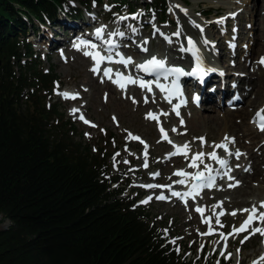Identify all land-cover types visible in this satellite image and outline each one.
Masks as SVG:
<instances>
[{"label":"rangeland","instance_id":"374dc122","mask_svg":"<svg viewBox=\"0 0 264 264\" xmlns=\"http://www.w3.org/2000/svg\"><path fill=\"white\" fill-rule=\"evenodd\" d=\"M129 1L134 5L136 2L138 8L132 15H129L130 11H128V8H116L118 4H114L113 0H103L102 6L98 7L92 4L90 9H84L83 13L76 19H69L60 12L57 14L55 26L50 23L43 25L34 23L37 31L33 32L31 30L32 27L29 24L27 25L33 32L27 34V41L32 44L35 56L39 57L40 67L44 70L53 67L60 79L61 86L53 102L59 106V112L63 113L64 119H69L74 123L76 129L74 134L75 141L90 145L92 149L99 146L104 154L111 152L115 148L118 149L115 157L109 163L113 166V173H122L123 179L121 181L129 183L124 195L139 196L136 205L145 209L149 219L156 223L162 232L163 238L169 244L178 245L179 254L185 257L190 264H254L262 257L257 250L264 246V235L253 233L256 228L264 229V219L254 224L253 227H250L243 234H232V232L238 230L241 224L240 222L237 224L232 222V218L234 219L236 214L232 215L231 213L243 212L241 210L248 209L251 205L248 207L220 208L219 213L225 214L227 219L231 221L220 220L215 216V212L218 210H216L215 206L221 202H228L231 197L238 201L243 199L242 197L240 198L239 194H221V191L229 188V183L220 182L216 191L203 193V198L197 204V206L201 207H199L200 209L206 211L203 215L196 211L197 206L195 204L181 206L176 201L164 202L158 199L161 196L167 198L170 189L179 188V179L187 178V174L190 172L189 169L193 168L189 167L192 163L191 157L193 155L198 152L206 154L202 162L199 160L196 162L197 167L193 169H196L197 172H207L205 165H208L211 169L214 166L212 159H209L207 154L222 149L214 147L216 144H220L217 143L218 138L209 139L208 136H205L204 126L201 124L199 129L192 133L189 117L192 114L200 116H208L209 114L221 115L225 111L235 112L241 106L228 103L219 106L205 104L200 108H196L197 105H194V110L189 109L195 102L192 87L186 86L187 91L183 93V106L173 108L166 104L157 92L153 91L149 94L145 88L136 87L133 82L128 84L124 82L121 87L118 86L116 79L105 80L108 85L111 84L110 87L116 93L115 96L111 94L109 100L108 93L103 90L99 101L93 100L89 96L90 91L84 79L88 77L87 73H90L89 75L97 79L100 84L102 83L101 86L104 88L103 69H99V72H93L91 70V58L69 46L68 42L64 44L66 46L64 51L63 48H60V45L51 49L46 43L48 41L42 39L41 35H39L42 32H49L57 40L63 39L68 35L69 31H65L61 25L62 21L90 19L87 27H82L83 30L87 29L90 31L88 33H91L101 29L102 32L99 39L102 42L111 39L116 42L117 47L113 52L124 56L126 61L131 60V63L119 68V74L133 80L134 77L131 75L133 72L132 66H136L139 59L135 55V50L143 57L148 53L158 56L166 52L169 53V60L174 63L180 59V56L184 58L185 55H180V52L185 46L186 39L194 36V33L191 32L184 31L183 33L182 24L186 23L187 26H191L193 31L201 32V27H196L195 22L197 19L211 24L219 21L215 17L228 16L225 14L228 11L227 9L222 7L223 10L219 9L220 11H217L215 7H212L216 0H166L165 22H161L160 16L156 13L154 15L144 12L143 6L146 0ZM241 1L243 5L233 13L234 15L237 12L239 13L242 8H246L249 11L253 8L251 0ZM261 1H259L260 4L258 2L256 4L260 5H258V9L264 13V4H261ZM68 3L71 5L73 1L68 0ZM247 3L248 6L246 5ZM189 11L195 12L197 15H192ZM205 11L209 13L205 15L206 18H204L203 14ZM244 16H247V14ZM120 20H125L122 28L118 26V21ZM242 23L245 34L244 39L235 38L233 34L229 35V39H224L222 38L224 28L220 27V31H216L211 40L213 43L218 42L219 39L224 40L225 44H227L226 46L231 47L225 50L227 56H229L232 49H236L238 55L232 59L234 62L244 63L248 57L250 58L247 60V67L243 70H234L231 77L234 75L248 81H252L251 77L254 78L255 76L264 79V68L258 65L262 55L259 56L256 51L249 55L253 44V34L260 33L262 35L260 31L262 24L258 26L257 31V28L256 30L251 29L253 24L251 20L249 21L248 19L242 21ZM237 24H239V21L236 18L233 19L230 26L232 28L231 31L236 30ZM129 32L133 33V37L130 40L125 37L122 39L118 38L119 33L124 35V33L128 34ZM230 40H234L231 45L229 43ZM145 41H147V44L144 43ZM76 52L77 55H75ZM63 93H68V97L65 98L62 95ZM237 94L238 97L242 96L241 92H237ZM114 97L124 105L125 101H128L127 110L122 109L126 113H123V111L122 113L119 112L115 106ZM262 103H264V98L258 102V105ZM142 107L145 108L142 109ZM230 108L236 109L231 110ZM149 113L152 114L153 118H146ZM163 120L167 122V126L162 124ZM181 121L184 122L183 125H181ZM249 122L251 123V119ZM160 129H163V135ZM198 137H204L205 143L203 146L198 139H195ZM164 142H173V144H181V146L188 145L185 150L186 155L174 157L177 160H173L168 164L172 160L169 158L172 153V145L163 146L162 143ZM239 152L243 154V151ZM198 167L201 168V171H199ZM180 171L185 173V175H175V173ZM169 177L171 180H166ZM236 182L233 185H236ZM148 185H152L156 189L147 190L143 188ZM162 187L165 188V191H163ZM252 198V195H250L247 200L250 201ZM210 216L213 219L209 222ZM210 224L216 227L212 228ZM6 226V222L0 223V228H5ZM228 242L232 244L230 247H228ZM221 249L224 250V253ZM253 251L257 252L252 253ZM259 264H264V262Z\"/></svg>","mask_w":264,"mask_h":264},{"label":"trees","instance_id":"16d2710c","mask_svg":"<svg viewBox=\"0 0 264 264\" xmlns=\"http://www.w3.org/2000/svg\"><path fill=\"white\" fill-rule=\"evenodd\" d=\"M71 1L0 0V264H190L139 196L124 195L129 183L109 163L118 149L75 141L74 123L53 102L60 79L40 67L27 34L34 23L55 26L60 12L75 19L103 4ZM143 10L165 22L166 0H146Z\"/></svg>","mask_w":264,"mask_h":264},{"label":"bare ground","instance_id":"6f19581e","mask_svg":"<svg viewBox=\"0 0 264 264\" xmlns=\"http://www.w3.org/2000/svg\"><path fill=\"white\" fill-rule=\"evenodd\" d=\"M251 1L253 2V8L251 9V11L247 10L246 8H242V10L239 13L237 12L234 15L233 13L242 7L243 5L242 1L240 2V0H216L215 1L216 3L213 4L212 7H215L217 11L223 10V8L227 9L228 11L225 14H227L228 16H221L220 18L215 17L219 21L217 23H211V24L204 22V21L201 22L199 19H197L195 22L196 27L197 28L201 27V29H203V31L201 32H197V30L193 31L191 26L190 25L187 26L186 23L182 24L183 33L184 31L194 33V36L191 37V39L195 44L197 55L202 57L204 61V67L212 68L214 71L210 73H205L203 75V78H201L199 74L193 75V76L182 75L181 77V80L182 82H184L185 86L187 87L191 86L194 88L193 89V92L195 94L194 99L197 102L196 108H200L204 106L205 104H211V106H216V105L219 106V105H225L226 103L230 105L241 106L240 109L235 110V112L225 111L221 115L220 114L218 115L209 114L208 116H200L198 114H192L191 117H189V123H190V128H191L192 133L197 131L199 129V125L201 124L202 126H204L205 136H208L209 139L218 138L217 143H220V144L225 143L227 145V152L222 151V149L215 150V153L218 159L212 160L214 163L212 171L218 170L224 174V177L221 179V183H226V184L229 183L233 185L234 182H236V180L239 181L238 185L234 187L232 186V188L229 187L228 189L221 191V194H230V195L239 194L240 198L242 197L243 199L238 201L235 198L231 197L230 201L221 202L219 205L215 206L216 210L218 209L215 212V216H217V218H219L220 220L226 219V220L231 221L230 219H227L225 214L219 213L220 208L227 209L233 206L248 207L249 205H251L248 207V209H251L253 205H256L257 213L255 214L251 223L247 226L248 229L250 227H253L254 224L258 223L261 220L256 217L259 216V213L264 212V208L259 207L260 203L264 202V131L259 130V123L257 122L258 117L264 118V103H262L261 105H258V102L264 98V79H262L261 77H257V76L252 78L250 76L252 81H248L240 77H235L234 75L233 77H231L234 70L245 69L247 67V60L250 58L248 57V59L245 60L244 63L232 61V59L238 55V51L236 49H232L229 53V56H227L225 54V50L231 47L230 46L227 47L226 46L227 44H225L224 40H221V39H219L218 42L213 43L211 38L214 35V33L216 31L219 32L220 31L219 28L222 27L224 28L222 32V36H223L222 38L229 39V35L233 34L235 35V38L237 37L238 39L240 38L244 39L245 34H244V28H243L242 21H246L249 19V21L251 20V22L253 23L251 26L252 30L254 29L256 30L257 28V31H258V26L262 24V28L260 29V31L262 32V35L260 33L253 34V44L250 49L249 55H252L256 51L257 54H259V56L262 55V57H264V37H263L264 36V13L258 9L260 0H251ZM256 2H258L259 4L258 3L256 4ZM261 4H264V0L261 1ZM246 5L248 6V3ZM229 11L230 13L228 14ZM189 13L192 15H197V13L195 12L189 11ZM207 13L208 12L205 11V13L203 14L208 15L209 13L208 14ZM246 14L247 16H244ZM235 18L239 21V24H237L238 26H236L235 31H231L232 28L230 26L232 25V21ZM88 20L90 19L85 18L79 21H67V20L62 21L61 25L64 27L65 31H69L68 35H66L63 39L57 40L55 36H53V34H50L49 32L48 33L42 32L39 35H41L42 39H45L46 41L49 42V43L48 42L46 43L49 46V48L52 49L53 47L57 45H61V44L64 45L65 43H67L71 36H76L77 34H84L87 29L85 28L86 30H83L82 27L83 26L87 27ZM124 23H125V20H120L118 21V26L122 28ZM124 35L123 36L119 35L118 38L122 39L125 37L130 40V38L133 37L132 32H129L128 34L124 33ZM91 36L93 37L94 35L92 34ZM189 38H187L185 41V46L183 47L184 50L180 52V55L182 54L185 55L184 58L180 56V59L174 62L175 64H181L184 72H191L193 69V64L196 63V58L192 55L190 51L187 50L189 48V45H188ZM82 39H84V37ZM86 41H90V39L86 37ZM109 41L113 42L111 39V40H107V43ZM233 41L234 40H230L229 42L230 45L231 43H233ZM108 49H109V46L106 50L108 51ZM93 52L95 53L96 51H93ZM168 54L169 53L165 52V53H162L160 56L170 61L168 58ZM75 55H77V52ZM135 55L137 57H140L141 54H139V52L135 50ZM153 55L154 54L152 53H148L144 57L149 58V57H152ZM115 58L117 60L118 55H116ZM231 61L234 63H232ZM258 65L262 66L259 62H258ZM94 67H95V63L93 61L92 68ZM112 67H115V63L109 65L107 68H112ZM132 67H133L132 73L137 74L138 70L134 68L135 65ZM87 74H88V77L85 78L84 80L90 91L89 96L93 100L99 101L101 92L103 90H105L108 93L107 96H109V100H110L111 94L115 96L116 93H114L112 87H110L111 84L108 85V82L106 83L105 80L107 78L105 77V74L103 72H102V79H103V82L105 81V85L103 84L104 88L101 86L102 83L100 84L97 81V79L89 75L90 73H87ZM115 78L116 80L118 79L121 81L120 85H122V82L123 83L125 82L128 84V83H131L132 81V80L129 81V77L124 78L123 76L112 73L110 79H115ZM134 81L136 82L138 80L135 79ZM237 92H241L242 96L240 98H236V96L238 95ZM114 101H115V106L117 107L120 113H122L123 111L122 109L127 110L128 101H125L126 102L125 105L122 104L120 100L116 99V97H114ZM180 103H182L181 98H179V105ZM194 105L195 104L193 103V106L189 107V109L194 110L193 108ZM143 108L145 107H142V109ZM171 112L173 111L171 110ZM215 112L217 113V111ZM123 113H126V112L123 111ZM250 119H251V123L249 122ZM162 124L164 126H167V122H165L164 120ZM225 136L234 138L235 143H227L224 140ZM162 145L166 147L172 145V152L176 148L181 146V144H173V142L171 143L164 142L162 143ZM173 145H176L177 147L174 148ZM237 150L243 151L242 156H240L239 158H237L234 155V153ZM229 153H232V154L230 155ZM169 158H171L172 160L170 159L171 161H169L168 164H170L173 160H177V158H174L173 153L170 154ZM202 159H204V157ZM219 160H225L227 162V168L231 169V171H229L227 175H225V172H226L225 167L221 166V164L219 163ZM198 169L199 171H201L200 167H198ZM189 170L190 172L187 174V178L179 179V181L183 180L184 183L181 184L180 182H178L180 185L179 188L170 189L167 198L161 199V201L168 202L170 200V201H176V203L184 202L186 206H190V204L194 202L193 200L194 190L191 188L193 179H192V174L190 173H194L197 171L196 169H193V168H190ZM206 173L207 172H204V174ZM210 174L212 175V173ZM229 176L231 177L235 176L234 180H229L228 178ZM166 180H171V178L169 177ZM152 188L154 187H151L149 189L152 190ZM162 189L163 191H165L164 187H162ZM171 191H175L181 194L189 193L190 195H187V199L182 198L181 200V198L173 196ZM204 192L205 191L201 192V199L203 198L202 196ZM250 195H252L253 198L250 201H248L247 197H249ZM199 201H200V198L196 199L197 204L199 203ZM199 207L200 206H197V208ZM198 213L203 215L206 213V211L202 209V213L201 212H198ZM235 214L236 216L234 217V219L232 218V222L234 224H237L238 222L242 224L249 215L248 212H237ZM212 219L213 217L210 216L209 222L212 221ZM240 226L238 227V229L240 228ZM211 227L215 228L216 226L211 225ZM244 232H247V231H239V232L235 231V232H232V234H243ZM231 245L232 244L228 242V247H230ZM221 251H223L224 253L223 249H221ZM257 251L258 253H260V255H262V257H264V246L262 248H259ZM256 252L253 251L252 253H256ZM260 262L263 263L264 260L260 259L255 264H259Z\"/></svg>","mask_w":264,"mask_h":264},{"label":"snow or ice","instance_id":"6c2138e0","mask_svg":"<svg viewBox=\"0 0 264 264\" xmlns=\"http://www.w3.org/2000/svg\"><path fill=\"white\" fill-rule=\"evenodd\" d=\"M135 18V17H133ZM201 31H203V29H201ZM101 32L102 30L101 29H97L96 31V36L97 38L100 37L101 35ZM120 35H123V33H119ZM177 35H179V33H177ZM145 44H147V41L144 42ZM188 45H189V48L187 49L188 51H190L192 53V55L196 58V63H197V67L196 68H193L191 72H184L181 68H166L165 67V60L163 59H157L155 56H152L151 59H148L146 60L143 64H139L137 65V67L141 70V71H144L146 73H152V72H157L158 74L159 73H163L164 74V78L167 79L168 75H172V74H176V75H188V76H193V75H197L199 74V76L201 78H203V75L205 73H210L212 71H214L212 68H205L204 67V61L202 59V57L198 56L197 55V52H196V48H195V44L194 42L192 41L191 38L188 39ZM112 47H115V45H113L111 43V41H109V50L112 48ZM146 50V49H145ZM184 49H182L183 51ZM119 53H117L118 55ZM86 56L90 55L89 53H85ZM92 55V59L94 61L97 62V67H94L93 69H91L93 72H96L98 71V64L100 61L102 60H111V56H108V57H103V56H100L99 53H94V54H91ZM120 63H125V61L121 60ZM127 63H131V60L129 59L127 61ZM259 63L264 66V57H261L260 60H259ZM105 75L106 76H109L110 78V70L108 69H105ZM129 81H131V78H129ZM118 83V86H123V85H119V81H116ZM131 82H134V81H131ZM140 86L142 88H149L150 90V85L149 84H146L145 82L141 81L140 82ZM157 87L160 88V90L162 92H165V91H168L167 89H165L163 86L157 84ZM173 87L175 88V84L173 85ZM176 94H178V89L176 91ZM65 98L68 97V93H63L62 94ZM171 95V93H170ZM147 102V101H146ZM179 114V113H177ZM146 118H153L152 114L149 113L148 114V117ZM183 121H181V125H183ZM259 130L261 131H264V122H262L260 125H259ZM162 135H163V129H160ZM173 131H175V129H173ZM131 135V134H130ZM195 139H198L200 142H201V145L203 146V144L205 143V139L204 137H198V138H195ZM224 140L227 142V143H235L234 141V138H230L228 136H225L224 137ZM171 143V142H170ZM174 148H176L177 146L176 145H173ZM216 147H220L222 149H224L225 152H227V147H226V144L225 143H221V144H218L216 145ZM183 148L184 149H187L188 148V145H183ZM186 155V153H184ZM230 155L232 153H229ZM206 154L204 152H198L196 153L195 155H193L191 157V161L192 163L189 165V167H197V161H201L202 162V158L205 156ZM209 159H212V160H217L218 157L216 156V153L213 151L211 153H208L207 154ZM234 155L239 158L242 153H240L238 150L234 153ZM219 163L221 164V166L225 167L226 169V172H225V175H227V173L229 171H231V169L227 168V162L225 160H219ZM206 171L209 173V175L207 177H205V174L204 172H197L196 175L194 177H192L193 180L195 181H199V185L197 184H194L193 185V190L195 191V189L197 187H205V186H208V187H211L213 185V181H214V177L210 174L212 172V169L208 166V165H205L204 166ZM175 175H178V176H184L185 173H183L182 171L180 172H177L175 173ZM229 180H234L233 177L229 176L228 177ZM206 181V183H205ZM181 184L184 183L183 180L179 181ZM238 181L236 182V185H238ZM236 185H232L230 184L229 187H232V186H236ZM147 187H153L152 185H148ZM172 195L175 196V197H178V198H182L183 196L185 195H190L189 193H185V194H181V193H178V192H172ZM158 199H164L163 196L161 197H158ZM260 208H264V202H261L260 205H259ZM196 211L198 212H201L202 213V209L200 208H197ZM243 212H248L249 215L247 217V219L241 224L240 228L237 230L238 232L239 231H247L248 228L247 226L251 223V221L253 220L255 214L257 213V206L256 205H253V207L251 209H243L241 210ZM232 215H235V212L231 213ZM258 219H264V212H261L259 213V216L256 217ZM260 233L261 235H264V229H260V228H256L254 230V233ZM262 260H264V257H261ZM255 264V262H254Z\"/></svg>","mask_w":264,"mask_h":264},{"label":"water","instance_id":"95a60500","mask_svg":"<svg viewBox=\"0 0 264 264\" xmlns=\"http://www.w3.org/2000/svg\"><path fill=\"white\" fill-rule=\"evenodd\" d=\"M196 175V174H195Z\"/></svg>","mask_w":264,"mask_h":264}]
</instances>
